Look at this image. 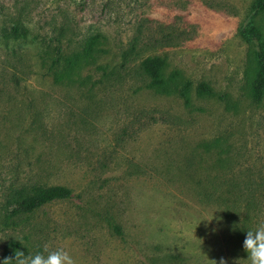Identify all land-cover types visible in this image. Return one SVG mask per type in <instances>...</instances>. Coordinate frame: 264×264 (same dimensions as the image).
<instances>
[{
	"label": "rangeland",
	"instance_id": "1",
	"mask_svg": "<svg viewBox=\"0 0 264 264\" xmlns=\"http://www.w3.org/2000/svg\"><path fill=\"white\" fill-rule=\"evenodd\" d=\"M253 2L0 0V264L12 240L26 255L64 246L77 264H173L169 252L183 254L178 264H229L221 210L182 193L172 177L198 142L217 135L232 136L235 154L264 156V101L250 97L256 45L240 32L252 24L264 38V11L254 15ZM14 26L27 34L12 37ZM93 39L98 65L116 78L55 84L47 45L68 56ZM154 55L166 58L168 74L208 82L214 94H193L187 108L146 88L139 66ZM98 65L81 75L101 78ZM151 110L176 122L142 127ZM28 179L68 186L72 196L9 219L8 191Z\"/></svg>",
	"mask_w": 264,
	"mask_h": 264
},
{
	"label": "trees",
	"instance_id": "2",
	"mask_svg": "<svg viewBox=\"0 0 264 264\" xmlns=\"http://www.w3.org/2000/svg\"><path fill=\"white\" fill-rule=\"evenodd\" d=\"M251 10L256 16L262 13L264 0H254ZM240 32L246 41L256 45L257 68L251 83L250 97L252 102L261 103L264 101V38L260 28L252 24L241 27ZM10 34L17 39L27 33L20 30L19 26H14ZM47 48H51L53 53L48 70L55 84L66 82L76 83L79 86H97L106 83L107 78L117 76L116 70L110 72L104 65H98L99 48L95 39L89 43L84 52L78 51L68 56H64L61 44L54 46L49 43ZM90 64L98 65L97 67L102 70L101 78L94 79L91 74L85 77L81 75L83 68ZM166 67L167 60L160 55L148 56L141 61L139 70L146 79V88L162 95L178 96L187 108L193 106V94L199 97L214 94L208 82H201L194 87L189 79L181 81L178 71L168 74ZM76 73L79 74L78 79H74ZM13 81L20 84L21 77L14 74ZM154 111L156 110H151L146 115V121L141 123L142 127L176 122L175 116L163 113L156 115ZM123 134L131 135L132 132L128 127H124ZM217 136L213 140L198 142L176 167L171 177L175 182L174 187L180 188L182 193L221 210L229 232L227 247L229 264H236L239 259L241 260L238 264H247V261L243 260L247 259V253L242 246L246 231L254 230L261 221H264V156L246 155L241 152L235 154L237 147L232 136L224 139L222 135ZM72 193L73 190L65 185H47L30 179L18 182L8 191L4 207L6 216L11 219L22 213L33 212L53 200L70 198ZM108 224L115 234H124L122 225L113 219L108 221ZM10 244L11 248L5 251V258L14 259L16 250H20L22 244L15 240ZM169 253L166 255L174 260L173 264H178V260L186 263V260L181 259L182 253Z\"/></svg>",
	"mask_w": 264,
	"mask_h": 264
},
{
	"label": "clouds",
	"instance_id": "3",
	"mask_svg": "<svg viewBox=\"0 0 264 264\" xmlns=\"http://www.w3.org/2000/svg\"><path fill=\"white\" fill-rule=\"evenodd\" d=\"M242 246L247 253V259H243L247 264H264V221H261L254 230L246 231ZM240 260H237L236 264ZM3 264H77V261L64 246L52 247L45 243L42 252L26 255L23 251L16 250L15 258H5ZM220 264L227 262L222 259Z\"/></svg>",
	"mask_w": 264,
	"mask_h": 264
}]
</instances>
